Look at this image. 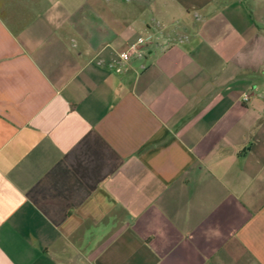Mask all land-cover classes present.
<instances>
[{"label": "crops", "instance_id": "obj_1", "mask_svg": "<svg viewBox=\"0 0 264 264\" xmlns=\"http://www.w3.org/2000/svg\"><path fill=\"white\" fill-rule=\"evenodd\" d=\"M0 264H264V0H0Z\"/></svg>", "mask_w": 264, "mask_h": 264}, {"label": "built area", "instance_id": "obj_2", "mask_svg": "<svg viewBox=\"0 0 264 264\" xmlns=\"http://www.w3.org/2000/svg\"><path fill=\"white\" fill-rule=\"evenodd\" d=\"M149 42L143 38H139L133 45H131L127 51L119 54L118 59L109 64V68H112L115 73L120 74L123 71L124 65H126L132 58L142 59L144 58V49L148 46ZM244 100H247L245 97Z\"/></svg>", "mask_w": 264, "mask_h": 264}]
</instances>
